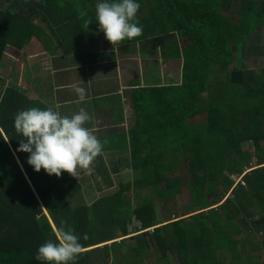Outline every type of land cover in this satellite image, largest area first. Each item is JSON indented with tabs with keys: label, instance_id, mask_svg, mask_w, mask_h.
I'll return each instance as SVG.
<instances>
[{
	"label": "trees",
	"instance_id": "1",
	"mask_svg": "<svg viewBox=\"0 0 264 264\" xmlns=\"http://www.w3.org/2000/svg\"><path fill=\"white\" fill-rule=\"evenodd\" d=\"M139 3L137 17L142 25L141 35L114 44L108 42L111 48L124 44L149 47V43L157 42L159 46L153 51L159 50L163 62L172 60L176 62V70H182L179 85L158 88L167 95L169 91L176 92L174 99L161 101L163 107H167L160 116L161 138L166 134L176 136L170 147L178 149L193 183L200 182L204 176H213L216 199L210 202L209 191L199 192L197 195L205 199L204 206L197 210L199 213L188 216V223L177 219L158 227L155 225L163 222L155 221V209L152 204L149 207V202L133 210L128 208L140 219V228L135 232H141L129 236L133 237L134 244L125 248L121 244L125 238L120 239L121 242L112 240L127 235L128 222L122 215L123 202L118 194L130 190V180L124 184L117 181L114 186H120V191L113 192L111 197H102L99 190L95 194L99 195L98 202L83 204L81 201V205L71 206L68 197L75 199L76 191H85V185L67 172L62 171L57 177L46 174L43 169L36 172L26 163L28 153L17 151L22 136L14 128V117L18 111L29 107L24 94L14 86H3L0 88V264H41L34 259L38 246L47 240H56L61 227L72 228L81 238L82 251L70 264H144L142 254L154 251L160 255L159 263L165 264L167 254L174 247L180 257L179 264H198L194 257L184 258L181 254L186 255L188 249L196 254L209 243L216 247L215 251L224 249L223 240L227 241L230 259L234 260L239 257L237 243L240 241L234 240L233 235L264 231V149L259 146V141L264 140V68L233 67L236 58L244 57L243 49L240 58L235 56V45L240 51L247 37L256 30L255 25L264 26V0H139ZM76 7L84 16L77 15ZM94 7L95 0H68V4L67 0H28L27 4L23 0H0V64L7 50L25 46L33 36L31 30L35 22L45 20L58 29L62 25L64 28L65 19H75L82 26L93 24ZM222 75L224 80H220ZM152 92L151 88L147 90L151 100ZM203 102L208 103V108ZM202 113L207 115L205 132L197 133L196 128L189 132L186 121ZM230 117L234 127L229 124ZM214 134L216 139H212ZM218 135H222L221 138ZM243 141H252L255 151H263L255 156L256 163L252 166H249L250 153L240 149ZM130 156L132 166L140 169L139 179L131 181L133 188L144 185L155 190L162 179L150 180L148 167L152 155L130 152ZM215 159L217 162L213 164ZM247 168L251 170L242 177L246 188L238 183L220 205L212 208L232 188L230 173L239 176ZM115 176L118 178V174ZM219 185L223 188L221 194L217 190ZM164 187L173 193L171 185L164 183ZM158 194L161 201L168 197L165 191ZM253 199L261 214L253 219L255 221L245 209ZM111 201L120 203L119 210L117 204L115 210L108 209ZM199 217H209V223L194 222ZM233 219H238L236 224ZM110 225L113 228L117 225L120 233ZM215 227L222 230L217 233ZM215 238L221 243L215 242ZM241 246L240 243L239 248ZM215 251H202L208 258L207 264H225L215 259ZM124 257L132 261L124 262ZM249 262L259 264L256 258H249Z\"/></svg>",
	"mask_w": 264,
	"mask_h": 264
},
{
	"label": "crops",
	"instance_id": "2",
	"mask_svg": "<svg viewBox=\"0 0 264 264\" xmlns=\"http://www.w3.org/2000/svg\"><path fill=\"white\" fill-rule=\"evenodd\" d=\"M47 22L45 20L35 22L36 24L31 30L33 36L22 48H26V54L23 58L27 61L28 66L23 70L25 78L20 79L21 82H24V86L17 90L24 94L29 108L38 107L43 109L52 107L61 115L69 116L83 108L91 117V120L86 122L85 127L96 135L103 144V149L98 155L102 154L104 159L109 158L107 160L111 167L109 177L115 176L118 172H135L136 175L133 176H140V169H135L132 166L130 152H148L149 144L152 142L138 134V125L144 122L151 126L157 134L154 147L155 149L158 148V143L161 140L159 128L162 125L160 116L167 109V107H163L161 101L166 98L172 99L173 96H176V92L172 94L169 91L167 95L166 92L158 91V88L181 83V71L176 70V62L173 63L172 60L163 62L162 60L164 59L161 52L158 50V54H156L153 51L154 49H149L146 44L145 47L139 44L136 47H131L127 44L115 45L113 48L107 47L105 44L108 43V40L100 34H97L99 36L98 40L92 38L86 41V43L90 44V49L86 53H91L92 59H80L81 48L85 43L78 40L76 42L77 49L73 48L72 51H67L64 47L65 39H62L63 34L55 32L58 28L51 26V23L48 24ZM263 28V25H260L254 32L261 31ZM39 29H41V32ZM48 32H55L53 33L54 36H45L49 39V42L44 37H39L43 33L48 34ZM254 32L247 37L243 49L251 51L248 43L252 42L254 45L252 49H260L262 56H264V47L259 45V36L257 33L253 34ZM32 38H35L36 45L31 42ZM38 45L40 49H38ZM16 50L14 52L15 50L13 49L14 55H23V51ZM49 55H52V58L59 59L46 61L45 57ZM32 57L37 58L36 63L29 61ZM242 59H245V56ZM256 66L257 68H264L263 63L261 65L256 64ZM30 68L33 72H31ZM78 69L81 71L78 78L74 82L70 80L72 82L70 84L68 78H73L74 71ZM177 75H180L179 83ZM76 86L85 88L86 95L83 100H80L74 92V87ZM149 88L153 91V100L148 98V95H151V93H147ZM203 98H206V94L203 95ZM203 105L208 108L207 102H203ZM150 113L152 117L156 116L155 119H152ZM202 114L205 117L198 120L200 115L193 116L186 121V125L189 128L191 127L192 130L196 128L195 131L197 133L202 132L203 134L207 115L206 113ZM229 124H232L231 120ZM164 137L168 140V143L163 152H167L170 146L174 144H172L169 134ZM241 151L248 152L242 149ZM115 152H121V154L117 155ZM122 152H125V154L123 155ZM249 152H256L255 148ZM142 156L144 157L145 155ZM231 178L234 181L235 177L231 176ZM135 180L137 181V178L132 181ZM93 184L95 183L93 182ZM221 192H223V188ZM187 196L191 199L189 193ZM143 202L145 203L144 199H142ZM159 204L162 206L161 203ZM198 209H195V212H198ZM176 210L179 211V213H175L178 217L174 218L175 215L172 214L173 217H169L165 222L168 223L169 221L185 218L187 220L188 216L194 212V210H187V213L184 214L182 210ZM184 215H186L185 218L182 217Z\"/></svg>",
	"mask_w": 264,
	"mask_h": 264
},
{
	"label": "rangeland",
	"instance_id": "3",
	"mask_svg": "<svg viewBox=\"0 0 264 264\" xmlns=\"http://www.w3.org/2000/svg\"><path fill=\"white\" fill-rule=\"evenodd\" d=\"M67 4H68V0H67ZM64 6V5H63ZM76 6H79V4H77ZM66 8V5H65ZM78 9L79 12H77V15L79 16H84L82 15L83 11H81L78 7H76L74 10ZM25 19L28 20V17L25 16ZM254 21V20H252ZM65 26L64 28L61 26L60 29H58L55 32H58L59 34H63V38L65 39L64 41V47L66 48V50H71L73 48H76L78 46H76V42L79 40L82 43H85L82 45L81 48V57H79L80 59H87L90 58L92 59V54L91 53H86L87 50L90 49V44L86 43L87 39H99V36L97 34H100L102 36H104V34L102 32L99 31L98 27L96 26L95 23L93 24H88L87 25H80L78 23L75 22V19H65ZM261 23L255 25V28H257ZM86 26L88 27L86 29ZM264 27V26H263ZM55 32H48V34H41L39 37H44L45 40L47 42H49V39L47 37H45L46 35H53V33ZM78 32H83L84 34H78ZM257 33L258 34V42L259 45L261 47H264V28L256 32H254L253 34ZM37 34V33H35ZM94 36V37H93ZM35 38L31 39V42H33L35 45L37 44V42L34 41ZM257 42V44H258ZM154 43V42H153ZM149 43V49H156L159 46V43ZM152 44V45H150ZM107 47H111L110 43H106L105 44ZM132 46V45H131ZM143 46V45H142ZM250 46L251 51H247L245 48L243 49L241 47V45L239 44L240 51L239 48L236 47L235 45V56L236 57H241V52L243 49L244 52V56L245 59H235L233 62V67L236 66V68H240V66L244 67L246 66L249 68H257L256 64L261 65L262 63L264 64V56H262L261 50L254 48V45L252 42L248 43V47ZM145 47V46H144ZM13 49L15 51H17L15 48L12 47V49L7 50L6 53L3 54L2 57V62L0 64V88L2 89L3 86H14L16 89H21V86H24V82H21L20 79H24L25 77L23 76V70L25 67H27V61L24 60V56L26 54V48L24 49H19L18 51L22 52L23 51V55L22 56H14L13 53ZM38 49H40L39 45H38ZM158 52V51H157ZM156 52V54H158ZM160 52V51H159ZM234 52V51H233ZM46 58L47 60H58L59 58H52V55H49ZM29 61H31L32 63H36L37 58L32 57L29 59ZM28 61V63H30ZM163 61V60H162ZM31 65V64H30ZM31 70V68H30ZM178 70V69H177ZM22 71V72H21ZM31 72H33V70H31ZM80 70L78 69L77 71H74V77L73 78H68L69 83L71 84L72 82H74L79 74H80ZM182 73V70L180 72V74ZM225 77L224 75H222L220 77V80H224ZM70 80H72V82H70ZM177 80L178 83L180 81V75H177ZM81 86V85H80ZM78 99V98H77ZM76 99V100H77ZM76 100H74V102H76ZM148 105H147V109H148ZM150 116L152 117L151 113ZM156 116L152 117V119H155ZM205 117L204 114H201L199 116L200 120L201 118ZM229 119H231L232 121V117H230ZM233 126V123L231 124ZM263 126V125H261ZM237 128H239V126H237ZM235 128V130L237 129ZM189 132H193L192 128H189ZM200 133V132H199ZM138 134L142 137L147 139L148 141H151L152 143L149 144V148H148V152L150 153V156L152 155V157L149 160V169L148 171H150L149 177L150 180H156L157 177L161 178V182L157 183L156 185V189L152 190L151 186H136L133 189L131 187H133V183H131V181L135 178H139V176H133L136 175L135 172H129V173H123V172H118V178L116 176L113 177H109L110 172H111V167L109 166L107 160H109V158L104 159L103 155H97L94 160L92 161L90 168L89 169H77V176H74L76 180H81L82 183L85 185L86 190L82 191V190H75L73 193L76 194L75 199H73V197L69 198L68 197V202H70L71 206H74L75 203L77 204H82L81 201H83V204H91L93 202H98L99 200V195H95L96 193H99V190L102 191L103 196H107L110 195V197L112 196L113 192H119L120 191V186H114L117 181H120L122 184L126 183L127 181L130 180V190L129 191H122L121 194H118L119 199L122 200L123 204H121L123 206V217H125L127 219L128 224L126 225V233H129L127 236L125 235L124 237L121 238H117L115 240L112 241H117V242H121L120 239L122 238H126L124 239V241H122L121 244L125 245V248L129 245L134 244V240L133 237H129V235H134L136 233H139L141 231H137L135 232L137 229L140 228V219H137L136 216L133 215V213L129 212V209L133 210L135 207L139 206L142 204V199H144L145 202H149V207L152 204L155 207V211H154V215L156 217L155 221H162L163 223H159L155 226L158 225H162L165 224L167 222L166 219H169V217H173L172 214L175 215V213H179V211H177L176 209L182 210V212L185 214L187 213V210H194V212H192L191 215L197 213L195 212V209L203 207V201L205 200L204 198L199 197L197 194H199V192H203L205 193V191H209L210 193L207 194V198L209 199V201H213L214 199H216V195H214V182H213V176H204L202 178V180L200 182L197 183H193L192 180L189 179L188 176V167H186L182 160L179 158L178 155V149L174 150L172 149V147H170L168 149L167 152H163L166 149L168 140L166 138H161V140L159 141V147L155 149V138H156V133L153 131V129L151 128V126L148 123H144L138 125ZM185 135V138H187V135ZM216 135H212V139H216L214 138ZM222 135H218L217 137L221 138ZM171 140L174 142V140L176 139V136H172L170 137ZM259 146L264 149V140H260L259 141ZM215 147H219L217 141L215 142ZM241 149L243 151H250L251 149L254 150L253 146H252V141H243L241 142ZM219 152V151H218ZM261 150L254 152H249L251 155V164L247 163L246 165L249 164L250 165H254L255 162V156L257 157L258 155H261ZM117 155L121 154V152H115ZM122 154L124 155L125 152H122ZM114 156V155H112ZM146 156H147V152H146ZM240 161H243L242 158H240ZM217 162V160H214L215 164ZM215 168V166H214ZM214 168L212 169V174L214 171ZM244 168V167H243ZM231 176H234L232 173H230ZM234 181H237V176H234ZM233 181V182H234ZM96 183V184H93ZM164 183H167L168 185H171L172 189L174 190L173 193H170L169 190L165 189L164 187ZM244 188H246V182L243 181V183L241 184ZM219 188L222 190L221 185L219 186ZM92 189V191H91ZM218 190V194H221V190ZM165 191L168 194V197L166 199H164L163 201H161L159 198V192ZM230 191V190H229ZM227 192L225 197H227L230 192ZM139 194H138V193ZM191 195V199L190 197L187 196V194ZM183 194V195H182ZM101 195V194H100ZM223 197V199L225 198ZM179 198V199H178ZM178 199V201L176 203H174V201H176ZM221 199V201L223 200ZM110 200H112L110 198ZM191 200V202H190ZM129 201V204H131L130 206H128L127 202ZM254 201V199H253ZM161 203L162 206H160L159 203ZM179 203V204H178ZM117 204V209L119 210L118 204L117 202H113L111 201L109 208L108 209H113L115 210V207ZM181 205V206H180ZM134 206V207H133ZM160 206V207H159ZM100 208L97 207V209ZM129 208V209H128ZM248 212L251 213V216L249 217L251 220L258 218L261 214L259 213V211H257L259 208H257V206L255 205V201L249 205L246 206V208ZM94 210V209H93ZM243 213H245V210L241 211V214L243 215ZM245 217V214L243 215ZM105 217V216H104ZM183 218L186 217V215L182 216ZM181 217V218H182ZM186 223H188V219L186 220V218L184 219ZM238 219H233L232 221L234 222V224H236ZM255 221V220H253ZM251 221V222H253ZM171 222V221H169ZM194 222H196L199 225H204V223L208 224L209 223V217H199L197 220H195ZM185 224V223H184ZM220 226H223L220 222H219ZM111 228H113V225H110ZM224 227V226H223ZM153 228V227H152ZM217 230V233L220 232V230H222V228L220 227H215ZM106 229H110V228H106ZM118 226L115 225L113 230H115L118 234L120 233V231L118 230ZM229 237H231V235L228 234ZM129 237V238H128ZM223 238V237H222ZM233 239L234 240H239V244L237 243V248L240 250L239 251V257L235 258L234 260L230 259V251L228 249V243H226V240H223V244L222 246L224 247V249L222 248H217L218 250L215 251L216 247H214V245L212 243L208 244V247H203L200 249L199 252H197L196 254H194V251H191L188 249V251L186 252V255L181 254V256H183L184 258H191L194 257V259L197 260L198 264H207V257L205 258L203 256V252L202 251H207V250H214L216 255H215V259L219 260V261H223L225 262V264H246L247 262H249V258H256L259 264H264L263 260H264V256L262 253H264V231L260 230V231H255V232H250L248 235H233ZM251 240V241H250ZM215 242H220L219 238H215L214 240ZM250 241V242H248ZM221 243V242H220ZM240 243L242 244V246L239 248ZM120 244V245H121ZM101 246V244H100ZM250 247H258V249L256 250H252V248ZM158 250V249H156ZM173 251V252H171ZM170 251V254H167V259H166V263L167 264H179L180 261V257L177 256L176 254V249L175 247ZM191 251V252H190ZM143 258H142V262L144 264H160L157 257H159L160 255L157 254V252H153V254L150 252L149 254H142ZM124 262L127 261H132L130 260L128 257H124V259L122 260ZM165 263V264H166ZM187 264H191V263H187ZM250 264V262H249ZM252 264V263H251Z\"/></svg>",
	"mask_w": 264,
	"mask_h": 264
},
{
	"label": "clouds",
	"instance_id": "4",
	"mask_svg": "<svg viewBox=\"0 0 264 264\" xmlns=\"http://www.w3.org/2000/svg\"><path fill=\"white\" fill-rule=\"evenodd\" d=\"M23 2L27 4L28 0ZM139 9V0H95V24L111 44L131 40L142 33L137 17ZM74 92L80 100L85 98L84 87L76 86ZM90 120L83 108L70 116L61 115L52 107L20 110L14 117V128L22 136L17 151L28 153L26 163L36 172L43 169L46 174L59 177L64 171L77 176V169H89L103 149L102 142L85 127ZM250 170L244 169L237 176L229 192ZM44 214L48 216L46 211ZM80 239L72 228L61 227L56 240H47L38 246L34 259L41 264H70L82 251Z\"/></svg>",
	"mask_w": 264,
	"mask_h": 264
},
{
	"label": "built area",
	"instance_id": "5",
	"mask_svg": "<svg viewBox=\"0 0 264 264\" xmlns=\"http://www.w3.org/2000/svg\"><path fill=\"white\" fill-rule=\"evenodd\" d=\"M244 173H245V172H244ZM244 173H243V174H244ZM239 183H240V184H242V183H243V181H242L241 177L239 178Z\"/></svg>",
	"mask_w": 264,
	"mask_h": 264
}]
</instances>
